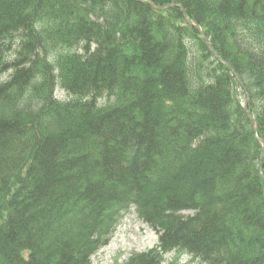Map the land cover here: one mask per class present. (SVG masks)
Listing matches in <instances>:
<instances>
[{"label": "trees", "instance_id": "obj_1", "mask_svg": "<svg viewBox=\"0 0 264 264\" xmlns=\"http://www.w3.org/2000/svg\"><path fill=\"white\" fill-rule=\"evenodd\" d=\"M133 209L123 264H264V0H0V264H91Z\"/></svg>", "mask_w": 264, "mask_h": 264}, {"label": "rangeland", "instance_id": "obj_2", "mask_svg": "<svg viewBox=\"0 0 264 264\" xmlns=\"http://www.w3.org/2000/svg\"><path fill=\"white\" fill-rule=\"evenodd\" d=\"M56 96L63 98V91L58 89ZM157 244V235L144 224L134 209L122 222L109 244L91 258V264H123L136 254L152 249ZM174 255L167 256L168 262ZM178 264H201L188 255H183Z\"/></svg>", "mask_w": 264, "mask_h": 264}, {"label": "water", "instance_id": "obj_3", "mask_svg": "<svg viewBox=\"0 0 264 264\" xmlns=\"http://www.w3.org/2000/svg\"><path fill=\"white\" fill-rule=\"evenodd\" d=\"M247 107V102L245 103V108ZM256 130V129H255Z\"/></svg>", "mask_w": 264, "mask_h": 264}]
</instances>
